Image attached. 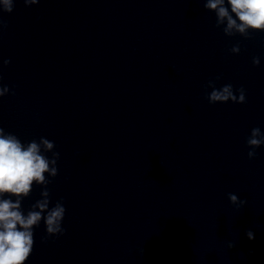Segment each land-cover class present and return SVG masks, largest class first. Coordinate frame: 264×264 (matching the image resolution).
Wrapping results in <instances>:
<instances>
[{
	"label": "clouds",
	"instance_id": "9594fccd",
	"mask_svg": "<svg viewBox=\"0 0 264 264\" xmlns=\"http://www.w3.org/2000/svg\"><path fill=\"white\" fill-rule=\"evenodd\" d=\"M17 0H0V13L11 14ZM26 7L38 5L41 0H22ZM204 8L216 15V27L223 26L225 36L232 37L237 34L250 39V32H264V0H202ZM8 27L7 22L0 19V32ZM231 53L239 54L240 45L236 44L230 49ZM10 60H3L2 66L7 67ZM254 66L260 64L259 57H253ZM2 73V67H0ZM215 80H209L207 87L212 91L206 98L210 104L246 103L245 90L237 89L234 92L232 84L216 87ZM3 77L0 75V81ZM10 93L7 85L0 84V97ZM14 94V93H13ZM249 159L256 156V149L264 146V132L259 127L253 128L246 141ZM54 142L40 137L39 141L32 140L27 144L14 134L6 133L0 127V264H25L32 253L34 245L33 229L43 220L46 236H61L65 233L62 222L66 209L63 201H58L50 207V192L48 185L58 175L57 161L60 153L55 151ZM51 153V158L47 155ZM47 174V176H46ZM42 186L41 197L25 214L22 210V201L29 197L33 185ZM7 197V198H6ZM13 197L15 199H13ZM228 199L237 210L247 205L248 201L241 200L236 194L229 193ZM249 240H254L251 230L246 232ZM235 247L234 242L228 243V248ZM143 255V248L140 249Z\"/></svg>",
	"mask_w": 264,
	"mask_h": 264
}]
</instances>
